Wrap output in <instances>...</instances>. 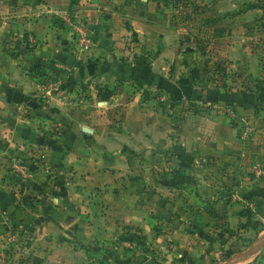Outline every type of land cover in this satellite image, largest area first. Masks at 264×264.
I'll use <instances>...</instances> for the list:
<instances>
[{
    "label": "crops",
    "instance_id": "1",
    "mask_svg": "<svg viewBox=\"0 0 264 264\" xmlns=\"http://www.w3.org/2000/svg\"><path fill=\"white\" fill-rule=\"evenodd\" d=\"M41 1L48 3L45 14H96V0ZM77 28L85 36L84 29ZM32 33L40 46L32 50L18 45L12 51L19 54L17 59L0 45V257L7 258L5 264H222L232 252L230 258L257 246L237 264H264V181L241 178L247 181L231 191L229 200L191 185L193 173L183 168L177 178L183 185L174 189L176 199L181 198L174 207H162L160 181L148 190L153 198L143 200L148 206L129 207L128 189L120 183L128 168L123 153L131 147L140 151L141 141L139 136L135 144L120 139L119 132L101 120L121 107L123 116L138 115L134 105L139 97L129 104L125 99L131 86L141 87V60L127 58L104 66L93 59L92 50L76 44L81 39L73 43V33L59 28ZM62 65L74 68V76L60 74L57 68ZM50 68L62 82L53 92L44 76L33 74ZM102 82L114 91L104 102L93 101L96 90L84 105L74 95L82 84ZM84 117L87 124L82 123ZM168 145L176 149L175 143ZM14 158L26 167L27 178L14 175ZM153 160L156 165L157 158ZM103 164L110 169L103 171ZM82 174L86 176L81 179ZM197 177L203 184V173ZM151 201L154 207H149ZM131 236L141 243V252L125 247Z\"/></svg>",
    "mask_w": 264,
    "mask_h": 264
},
{
    "label": "rangeland",
    "instance_id": "2",
    "mask_svg": "<svg viewBox=\"0 0 264 264\" xmlns=\"http://www.w3.org/2000/svg\"><path fill=\"white\" fill-rule=\"evenodd\" d=\"M28 1L0 0V45L12 58H18L12 52L18 45L32 50L40 46L32 32L59 28L73 33V43L81 39L76 44L83 51L92 50L93 59L104 66L127 58L141 60V87L131 86L125 99L129 104L139 97L134 105L138 115L123 116L121 107L101 120L111 124L120 139L134 143L139 136L141 141L140 151L131 147L123 153L122 163L128 168L120 183L128 189L129 207L148 206L143 200L153 198L148 190L159 181L162 207L179 202L181 195L176 199L174 189L183 185L177 180L183 168L193 173L191 185H202V192L229 200L231 191L247 181L241 178L264 181V0H96L92 3L96 14L81 18L45 14L48 3ZM38 4L44 8L35 9ZM77 27L84 29L85 36ZM133 32L141 36L128 34ZM57 69L64 77L74 76V68ZM33 74L44 76L52 92L62 85L51 68ZM91 87L82 84L70 89L75 88L82 105L95 90L94 102L114 96L104 82ZM85 118L82 123L87 124ZM136 124L138 131L133 132ZM108 159H113L112 153ZM105 165L103 171L110 169ZM113 171H117L115 165ZM154 171L160 178L155 179ZM202 173L203 184L197 177ZM149 207H154L152 201ZM127 241L141 252L137 239Z\"/></svg>",
    "mask_w": 264,
    "mask_h": 264
},
{
    "label": "built area",
    "instance_id": "3",
    "mask_svg": "<svg viewBox=\"0 0 264 264\" xmlns=\"http://www.w3.org/2000/svg\"><path fill=\"white\" fill-rule=\"evenodd\" d=\"M83 41L84 42H87V43H90V40H87V38H83ZM12 170L14 172V175L19 178V179H24V178H27L28 177V173H27V169L26 167L24 166V164L17 158H14L12 160ZM264 174V172L262 173ZM260 175V174H259ZM125 247L126 248H134L136 246V244L132 241V242H128V241H125ZM7 261V258L2 255L0 257V264H5Z\"/></svg>",
    "mask_w": 264,
    "mask_h": 264
},
{
    "label": "water",
    "instance_id": "4",
    "mask_svg": "<svg viewBox=\"0 0 264 264\" xmlns=\"http://www.w3.org/2000/svg\"><path fill=\"white\" fill-rule=\"evenodd\" d=\"M259 249V246H257L256 248L250 249L245 251L244 253L238 254L232 258H229L227 260H225L222 264H237L240 263L241 261L247 259L248 257L251 256L252 253H254L255 251H257Z\"/></svg>",
    "mask_w": 264,
    "mask_h": 264
},
{
    "label": "trees",
    "instance_id": "5",
    "mask_svg": "<svg viewBox=\"0 0 264 264\" xmlns=\"http://www.w3.org/2000/svg\"><path fill=\"white\" fill-rule=\"evenodd\" d=\"M131 239H132V236H131Z\"/></svg>",
    "mask_w": 264,
    "mask_h": 264
}]
</instances>
